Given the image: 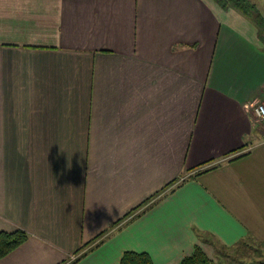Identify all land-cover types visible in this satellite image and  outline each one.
Listing matches in <instances>:
<instances>
[{
    "label": "crops",
    "instance_id": "obj_1",
    "mask_svg": "<svg viewBox=\"0 0 264 264\" xmlns=\"http://www.w3.org/2000/svg\"><path fill=\"white\" fill-rule=\"evenodd\" d=\"M262 42L213 0H0V264H264Z\"/></svg>",
    "mask_w": 264,
    "mask_h": 264
},
{
    "label": "trees",
    "instance_id": "obj_2",
    "mask_svg": "<svg viewBox=\"0 0 264 264\" xmlns=\"http://www.w3.org/2000/svg\"><path fill=\"white\" fill-rule=\"evenodd\" d=\"M213 1H215L224 10L235 9V10L239 11L242 15H244L245 17H247L249 20H251L252 22H254L257 25H261L263 20H264V18L259 13L258 9L255 7V5L253 3H251L250 0H213ZM239 157H241V156L233 157L230 159L233 160V159L239 158ZM205 171H207V169H205ZM188 172L183 173L184 175H182L175 182H179V184L181 185L186 180L194 179L195 177H197L203 173V171H198V173L190 174V176H186L188 174ZM150 200H148V201H146V203H142L141 205L136 207V209H134L132 211L131 215H133V213L139 211V209L143 205L149 203ZM123 220H125V219H123ZM28 238H29V234L22 229H17L13 232L0 231V259L4 258L9 253H11L13 250H15L17 247H19L21 244L26 242L28 240ZM96 241H94L93 243H95ZM90 243H86L85 245L93 244V243H91V244ZM81 250L83 251L84 248L82 247L80 249V251ZM80 251L78 250L76 253H78ZM74 263H75V261H73L69 264H74ZM120 264H154V263L147 253L127 251L123 254ZM180 264H222V263H215L213 260H211L206 255V253L203 251V249L199 245H196L193 253L188 255V256H185Z\"/></svg>",
    "mask_w": 264,
    "mask_h": 264
},
{
    "label": "rangeland",
    "instance_id": "obj_3",
    "mask_svg": "<svg viewBox=\"0 0 264 264\" xmlns=\"http://www.w3.org/2000/svg\"><path fill=\"white\" fill-rule=\"evenodd\" d=\"M252 1H253V0H252ZM260 10H261V9H260ZM259 13H260L261 16L264 18V16H263V15H264V12L260 11ZM262 14H263V15H262ZM263 25H264V20H263L262 24L260 25V28H261V29H262V26H263ZM260 47L262 48L261 51L263 52V53L261 52V55L264 57V42L261 43ZM253 104H254V103H253ZM257 247H259L260 250L262 249V251H263V253H264V246H261V245H260V246H257ZM239 249L241 250V249H242V246H240V247L238 248V250H239ZM255 250H256V249H255ZM229 252L235 256L237 251H236V250H233V251H230V250H229ZM256 252H257V251H252V250H251V251H250V255H246V256H245V258L247 259V261L250 260L249 256L253 257V253H254V255H255ZM224 264H237V263H236V258H229V259L227 260V262L224 263Z\"/></svg>",
    "mask_w": 264,
    "mask_h": 264
},
{
    "label": "built area",
    "instance_id": "obj_4",
    "mask_svg": "<svg viewBox=\"0 0 264 264\" xmlns=\"http://www.w3.org/2000/svg\"><path fill=\"white\" fill-rule=\"evenodd\" d=\"M254 120L264 125V102H256L251 107Z\"/></svg>",
    "mask_w": 264,
    "mask_h": 264
}]
</instances>
